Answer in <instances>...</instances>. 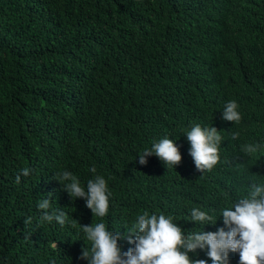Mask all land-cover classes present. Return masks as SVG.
Wrapping results in <instances>:
<instances>
[{"label": "trees", "instance_id": "1", "mask_svg": "<svg viewBox=\"0 0 264 264\" xmlns=\"http://www.w3.org/2000/svg\"><path fill=\"white\" fill-rule=\"evenodd\" d=\"M233 100L241 115V0H0V264H88L79 224L98 222L127 251L124 237L144 211L172 215L185 234L201 230L192 208L217 217L203 231L225 227L222 209L241 198V120L221 118ZM196 124L222 136L219 163L203 173L185 136ZM165 137L181 162L152 155L139 164ZM249 143L260 149L243 153V197L264 184V0H243ZM24 168L30 175L16 183ZM65 170L82 186L105 178L107 216L63 190ZM45 198L50 214H67L63 226L41 220ZM189 256L211 264L206 250Z\"/></svg>", "mask_w": 264, "mask_h": 264}, {"label": "clouds", "instance_id": "2", "mask_svg": "<svg viewBox=\"0 0 264 264\" xmlns=\"http://www.w3.org/2000/svg\"><path fill=\"white\" fill-rule=\"evenodd\" d=\"M237 109L238 104L234 100L227 102L221 118L239 123L241 115ZM239 135V132L232 133V139H238ZM185 136L190 144L189 155L196 170L200 173L211 171L220 161V131L215 127L196 124L186 131ZM259 149V144L249 143L243 145L241 151L251 156ZM138 155L141 165H146V157L152 155L167 166L178 165L182 160L178 146L167 137L154 142L151 148H145ZM90 171L95 173L96 168L92 167ZM29 175L28 168L22 169L16 176V183H20L21 176ZM57 175V181L71 198H83L93 215L101 218L107 216L111 192L103 176L96 175L95 179L88 180L86 186H82L77 176L70 171L65 170ZM37 207L43 210L40 217L42 221L50 223L55 220L63 226L68 219L63 211L50 214L47 210L51 204L47 198L39 202ZM220 216L225 227L218 228L215 232L203 231L202 227L206 224L214 225L217 217L214 218L200 208H192L190 221L199 224L201 230L185 234L173 222L172 215H150L144 211L138 215L133 229L124 237L128 244L133 245L124 252L118 243L120 234L110 231L104 222L80 225L73 219L74 224H79L87 240L91 242V249L84 248L79 258L87 260L88 264H207L205 259L190 258L189 253H195L199 249L206 250L211 264H229V252L239 254V264H264V184H251L248 195L240 198L231 208L222 209ZM30 236L31 234L25 236V239Z\"/></svg>", "mask_w": 264, "mask_h": 264}]
</instances>
